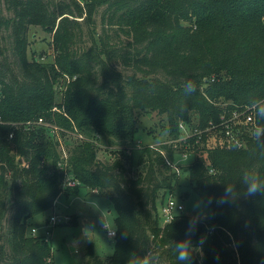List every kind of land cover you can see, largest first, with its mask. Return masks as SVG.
Segmentation results:
<instances>
[{"label":"trees","instance_id":"16d2710c","mask_svg":"<svg viewBox=\"0 0 264 264\" xmlns=\"http://www.w3.org/2000/svg\"><path fill=\"white\" fill-rule=\"evenodd\" d=\"M4 1L11 14L0 27L12 58L0 34V264H52L50 243L44 232H31V219L78 187L108 191L115 211L112 252L98 257L88 243L86 264H131L145 253L154 254L153 264H178L172 242L185 236L190 217L194 244L208 234L193 264H264V191L234 203L215 199L222 180L238 182L242 169L264 174V146L251 131L240 133L241 147L225 138L206 145L202 134L196 156L178 166L175 155L190 152L183 143L132 147L139 114L159 115L177 139L179 122L192 116L200 128L223 130L221 115L264 101V0ZM98 11L99 33L89 28ZM82 23L90 44L75 48ZM29 25L52 34V61L28 59ZM56 84L65 85L61 103ZM101 147L112 159L97 157ZM178 170L209 212L196 217L183 209L161 226L159 209L173 195ZM64 171L76 186H63Z\"/></svg>","mask_w":264,"mask_h":264},{"label":"rangeland","instance_id":"374dc122","mask_svg":"<svg viewBox=\"0 0 264 264\" xmlns=\"http://www.w3.org/2000/svg\"><path fill=\"white\" fill-rule=\"evenodd\" d=\"M10 14L11 13L8 11L5 1L0 0V18L8 17ZM188 22V20H181L182 24H188ZM81 25L83 34L81 39L77 38L75 40V48L86 47L90 44L87 33L88 27L85 23H82ZM89 28H94L97 33L101 32L102 22L100 11L93 15V22ZM7 33V31H4L0 27V34L4 37L2 39V44L6 46L7 54L12 58L10 54L11 40L10 37L7 36ZM121 37L124 38L123 36ZM27 40L26 52L28 59L35 58L44 62L52 61L54 51L51 33L42 30L37 25H29L27 30ZM116 65L124 73L130 71L127 67H125L126 69H123V66L120 63H116ZM64 88L65 85H55V98L60 103L63 101L62 92ZM226 102L227 101L223 99L220 100L217 105L224 108ZM221 114H223V112ZM245 117L246 113L245 111H242L239 116L237 115L234 117L235 119L231 120V130L234 134L240 136V133H243L244 135L251 131L250 126L244 125L246 122ZM160 118L161 117L154 112H148L147 116L139 114V123L135 134V141L132 144V147H134L133 149L142 148L146 144L159 146L163 142L170 144L172 141L173 143L177 141L175 146H181L183 143V146L187 147L190 152L184 151L175 155L172 164L173 166H178L193 160L196 156L193 152L195 149L198 151L200 150L199 148H201L203 143V136L206 135V145L212 146L221 144L222 141H224L225 137L222 130L214 126L211 128L206 126L200 128L198 121L193 116L191 117V122L185 123V121H183L181 126L178 124V137L177 139H171L163 129L164 123L162 124L159 120ZM55 129L56 128H53V131H50V136L53 137L55 141L61 143L60 147H58L59 150H61L63 139L60 138L62 140V142H60L59 133L57 129ZM188 134H196L194 143L197 146L189 143L192 135L182 139ZM202 134L203 136L201 137ZM199 137L201 138L199 139ZM112 155L113 154L110 153L109 150L104 149V147L99 148L97 151V157L99 159H112ZM185 191L188 192L187 196H184ZM107 193L108 191H105L103 194L99 191L93 192L91 188L85 187H78L77 192L74 194L66 195L64 192L60 193L57 196L53 207L35 215L31 219L33 226L36 228V232L39 230L38 233H43L49 216L55 215L56 221L53 224H47L46 228L49 229V233L48 235H44L45 239H48L52 249V264H86L88 259V256L86 255V246L88 243H92L94 255L98 257L103 258L112 252L114 238L113 236H108L106 234L107 228H105L102 223L104 217L109 228H114L113 218L115 216V211L111 201L107 197ZM172 193L177 200L182 201L184 205L183 213L196 217H206L209 208L201 202L194 192L191 191L186 172L178 170V178L173 185ZM8 214L9 213H7V215ZM85 224L96 232L88 234V238H86L83 233ZM207 241L208 234L202 239V244L200 243L197 246L195 253L199 261L202 260L203 248Z\"/></svg>","mask_w":264,"mask_h":264},{"label":"clouds","instance_id":"9594fccd","mask_svg":"<svg viewBox=\"0 0 264 264\" xmlns=\"http://www.w3.org/2000/svg\"><path fill=\"white\" fill-rule=\"evenodd\" d=\"M253 107L255 109L256 123L251 129L250 135L260 146H264V101H257ZM222 181V190L215 197L222 204L234 203L241 197H250L258 191H264V174L253 167L242 169L238 175V182L236 178ZM102 223L111 232V228L107 225L104 217ZM195 226L196 219L190 217L185 236L174 243L172 242L178 264H193V253L197 250V245L192 242L190 233L195 229ZM93 232L95 231L91 227L83 228L86 238H88V234ZM200 243L202 244V241ZM154 258L153 253H145L132 259L131 264H153Z\"/></svg>","mask_w":264,"mask_h":264},{"label":"built area","instance_id":"2783aa9c","mask_svg":"<svg viewBox=\"0 0 264 264\" xmlns=\"http://www.w3.org/2000/svg\"><path fill=\"white\" fill-rule=\"evenodd\" d=\"M250 108H253V105H251L250 107L247 106V109H243V110L233 109L230 113L231 116L229 115L228 117H225L224 114L221 115L222 121L220 123L223 125L222 131L224 132L225 140L229 144L235 145L237 147L244 146L245 141L242 138L241 134L239 136V135L234 134V132H232L231 120L235 119L234 117H236L237 115L239 116L242 111H245L246 122L244 125L250 126L252 129L253 125L255 124V121H254V114L249 110ZM37 122H41V118H39L36 121V123ZM27 124H32V123L28 122ZM179 125L181 126L182 122H179ZM190 135H192V134H188L185 137H183L182 139L187 138ZM10 136H11V134H10ZM150 146H155V145L150 144ZM62 184H63V186L74 187L78 184V181L76 179L72 178L71 175L68 173V171H64ZM92 191L97 192V189L93 188ZM183 209H184V205H183L182 201L177 200L173 195H168L166 197L165 201L160 206V209H159V217H160L161 226L170 222L174 218L175 215L182 213ZM47 221L49 222V223L47 222V224H53L56 221L55 215H50ZM47 224H45L46 227H47ZM46 227L44 230V235H48V233H49V229ZM31 232L35 233L36 228L32 227ZM106 234L108 236H114L115 235L114 228L111 229V232L109 229H106Z\"/></svg>","mask_w":264,"mask_h":264},{"label":"water","instance_id":"95a60500","mask_svg":"<svg viewBox=\"0 0 264 264\" xmlns=\"http://www.w3.org/2000/svg\"><path fill=\"white\" fill-rule=\"evenodd\" d=\"M85 227H88V225H87V224H85V225H84V228H85Z\"/></svg>","mask_w":264,"mask_h":264}]
</instances>
